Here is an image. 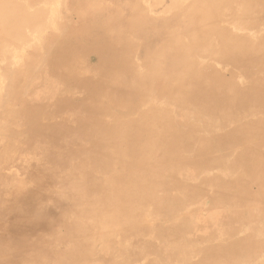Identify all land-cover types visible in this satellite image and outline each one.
Masks as SVG:
<instances>
[{
	"label": "rangeland",
	"instance_id": "rangeland-1",
	"mask_svg": "<svg viewBox=\"0 0 264 264\" xmlns=\"http://www.w3.org/2000/svg\"><path fill=\"white\" fill-rule=\"evenodd\" d=\"M208 1L209 12H215L213 16L218 12L220 17L204 19L196 9L203 0H0V264H117L99 250L103 243L94 235V224L99 222L94 213L99 192L103 187H111L107 175L115 164L110 160L113 147L103 143L106 134L124 124L127 113L138 116L148 110H167L174 108L173 97L180 98L178 106L186 114V125L195 123L188 133L181 135L187 141V157L193 158L201 140L214 135L206 131L200 118H219L221 125L226 122L225 112L212 118L198 98L186 94L184 83L188 76L173 80V67L167 62L176 49L184 51L188 60L193 59L197 69L235 81L233 86L239 91L264 84L260 47L264 43V11L258 6L264 0H222L220 4L218 0ZM4 6L15 13V25L7 30ZM219 27L228 38L252 39L250 54L222 57V43L215 39ZM151 56L159 59L153 61ZM155 61L163 66L162 74L150 95L145 79L157 70ZM244 106L233 119L234 126L264 122V103L257 96H252ZM255 107L260 108L252 113ZM188 112L194 115L189 117ZM184 128L174 123L177 134L183 133ZM257 144L264 152V143ZM236 153L234 150L233 154ZM214 162L205 168L204 164L189 161L175 174V179L180 185L198 188L202 180L192 177L193 174L202 175L203 179L223 177L211 165ZM81 171H85L83 176ZM180 185L172 196L178 203L177 214L193 224L213 218L212 222L217 224L208 226L210 231L197 234L193 243L207 248L218 245L213 235L223 231L228 217L234 216L238 207L230 201L215 204L214 191L210 189L187 200ZM251 191L257 192V188L251 187ZM160 196L165 197L166 192H160ZM44 215L45 224L37 226L36 221ZM71 221H81L80 229L67 241V227L54 223ZM232 229L237 236H246L249 222L241 217ZM114 240L120 242L119 236L114 234ZM161 240L157 243L159 250L165 244ZM111 257L121 259L115 254ZM153 258L133 255L128 263L144 264ZM199 259L193 257L194 262ZM260 263H264V257Z\"/></svg>",
	"mask_w": 264,
	"mask_h": 264
},
{
	"label": "bare ground",
	"instance_id": "bare-ground-1",
	"mask_svg": "<svg viewBox=\"0 0 264 264\" xmlns=\"http://www.w3.org/2000/svg\"><path fill=\"white\" fill-rule=\"evenodd\" d=\"M203 1L204 2L202 3H198V5L196 4V9L204 19L207 18L208 20H212L220 17L218 12L217 16H213L215 12L213 14L209 12L208 7H210V2L208 0ZM218 1L219 4L222 3V0ZM218 3L217 1L214 3L215 8ZM263 4L264 2L261 1L258 3L261 11H264ZM3 9L6 22L4 28L7 30L9 27L15 25L13 22L15 13L13 10L7 9L6 6H4ZM135 17L137 16L135 15ZM142 23H144V21ZM196 26L200 29L199 24H195V27ZM221 27H219V31L217 35H215V39L218 38L222 43L220 51L221 56L223 55L222 57L226 56L228 58L236 57L240 54L242 56H248L250 54V47L254 45L252 39L250 40L248 38L249 41H244L243 38V40L228 38L226 32ZM239 35L240 33L238 36ZM169 39L168 41H170ZM65 44L67 47V42ZM260 47L262 50L261 55L264 56V43L261 44ZM233 48L235 49L233 50ZM156 49H158L157 51H160L159 48ZM231 50L233 51L230 52ZM157 59L159 58L152 57L153 61ZM206 62L208 63V61ZM213 62H215V60ZM167 63L173 67V80L178 77L188 76L184 83V91L186 94L191 93L192 96L198 98L203 107H205L213 116H211L212 118L219 113L225 112L226 114L223 115V119H226V122L221 125L218 123L221 120L219 118H217L218 120L216 121L212 120L210 117L200 118L203 123L205 122L206 131L214 135L211 138H203L201 140L195 152V157L193 158L187 157L185 152V142L187 141L185 140V137L181 135L188 133L195 123L193 122L194 124L192 126L186 125V114L183 113L184 111H180L178 106V102L181 100L180 98L173 97L171 104L174 105V108L167 110H148L146 112H141L138 116H128L129 114L127 113L124 115V124L110 129V134H106L108 137L105 138L103 143L110 144L111 148L113 147V150L110 152V160L115 164L112 166L113 169H111L107 175V179H110L111 187L106 186L100 189V198L99 200L97 199L98 202L96 208H93L95 210V217L99 219V222L97 219V222L94 224V235H96V238L103 243V246L101 245L102 248H99V250L106 253L109 261H113L117 264H129L128 259L133 255H137L141 259L146 258L148 255L154 256V260L148 261L144 264H261L260 258L264 257V152L255 145H258L257 143L260 144V141L264 143V122L234 126L233 119L241 114L243 106L249 102L252 96H257L260 101L264 103V84H254L247 90L239 91L235 89V85V87L233 86L235 81H226L217 77L219 75L213 76L211 74L212 72L210 73L205 69H197L193 59L188 60L185 52L177 49L174 51L171 60ZM154 64L157 66L155 73H148L149 77H147V73L144 75L145 78L147 77L145 79L147 82L146 87L148 88L147 91L150 95H153L152 88L154 85L160 82L158 76L162 74L163 67L157 65L158 61H155ZM210 64L209 66L212 65ZM104 73L105 72L102 74ZM97 94L98 93H96V95ZM96 95L95 98L97 97ZM144 98H146V96H144ZM258 108L260 107H255L252 110V113L257 112ZM44 111L45 110H43V112ZM187 114L189 117L194 115L192 112H188ZM174 123L183 125V128L186 126L187 128H184L182 131L183 133L177 134L173 129ZM126 127L127 131L125 130ZM0 140L2 141L3 139ZM188 145L189 144L187 143V146ZM234 150H236V154H233ZM210 160H215L214 164L211 163V165L217 169L223 177L219 175L217 177L216 175V177L214 176L212 178L203 179L202 175L193 174L192 177L200 178L202 180L198 188L189 187L184 184L180 185V183L178 184V181L175 179V174L178 173L179 170L184 169L186 163L189 161H196L204 164V167L206 168L210 165ZM81 172L83 173V176L85 171ZM81 172L78 173V175L81 174ZM99 185L101 186V184ZM178 185L184 189L185 195H187V200L194 195H201L210 189L214 191L212 201H214L215 204L230 201L236 206V208L238 207V210H235L236 214L228 217L223 231L219 234L213 235V238L218 241V245L212 248H207L198 247L193 243L194 241L196 242L197 234H202L206 230L210 231L208 226L213 227L217 224L212 222L215 218L207 219L206 221L203 220L201 223L195 222L193 224L187 219V217L179 216L177 214L178 203L172 198L173 191ZM251 187H256L257 192H252ZM162 191L166 192V196L163 198L160 196V192ZM5 195L6 194H4V196ZM256 207H261L263 210L256 211ZM15 213L16 212L14 211V214ZM241 217L249 222V234L243 237L237 236V233L232 229V226ZM45 220V215L40 216L36 221V225L39 226L45 224ZM80 222L81 221H71V223L68 222L66 224L54 223V225H59V227L63 226L65 228L67 227L68 231L67 234H65L66 240L71 241L80 229ZM167 222L169 225L166 224ZM196 224H199L200 226ZM114 234H116L117 237L119 236L120 242L114 240ZM161 239L165 240V244L164 248L159 250V244L157 245V243H159V240ZM114 254L115 256L118 255L121 259H113L111 256ZM195 255L200 257L198 262L193 261ZM235 261H237V263ZM139 262L134 263L141 264Z\"/></svg>",
	"mask_w": 264,
	"mask_h": 264
}]
</instances>
